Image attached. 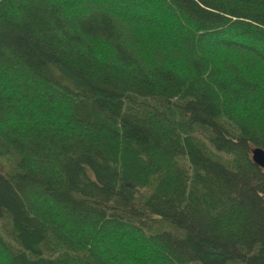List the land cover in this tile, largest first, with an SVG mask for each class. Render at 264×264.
Listing matches in <instances>:
<instances>
[{"label":"trees","instance_id":"16d2710c","mask_svg":"<svg viewBox=\"0 0 264 264\" xmlns=\"http://www.w3.org/2000/svg\"><path fill=\"white\" fill-rule=\"evenodd\" d=\"M111 1L0 0V264H264V0Z\"/></svg>","mask_w":264,"mask_h":264},{"label":"rangeland","instance_id":"374dc122","mask_svg":"<svg viewBox=\"0 0 264 264\" xmlns=\"http://www.w3.org/2000/svg\"><path fill=\"white\" fill-rule=\"evenodd\" d=\"M95 1V0H94ZM93 0H91V2H94ZM100 3H99V2ZM145 0L141 1L142 3ZM97 5H103L104 7H108L109 9L112 10V8H114L113 6L115 5L114 2H112L111 0H96ZM144 7L143 10L140 12H137L135 14H132L131 11L129 10H124V11H120V13L116 12H111L113 14V17H115L116 19H118L120 22L122 21L124 24L132 26L135 24L140 23V29L139 32H125V33H130L133 35V39L135 42L134 47H138L140 49L141 52L145 53V54H149L148 52L151 53V48L154 47L156 49V47L154 46V43H158V44H166L163 42H159L158 39L160 38H164L165 36H167L170 34V32H160V30H163V28H165L166 31H168V29L170 27H172L171 24V19L168 16V12H164V9H162L157 3H151V4H146L143 3ZM150 5H152L150 7ZM113 11V10H112ZM124 12L126 14H124ZM173 23V22H172ZM148 28H146L148 25H150ZM160 27L159 29H156V27ZM154 27L156 30H154ZM148 29V31H147ZM141 30H145L147 32H140ZM138 31V30H136ZM98 48L97 50L100 52H103V50L105 49L104 46L101 45V43H97ZM245 70L247 72H253V76H257L260 73V70L258 67H255L254 65H245Z\"/></svg>","mask_w":264,"mask_h":264},{"label":"water","instance_id":"95a60500","mask_svg":"<svg viewBox=\"0 0 264 264\" xmlns=\"http://www.w3.org/2000/svg\"><path fill=\"white\" fill-rule=\"evenodd\" d=\"M251 160L258 166L264 168V151L260 148L254 147L251 149Z\"/></svg>","mask_w":264,"mask_h":264}]
</instances>
